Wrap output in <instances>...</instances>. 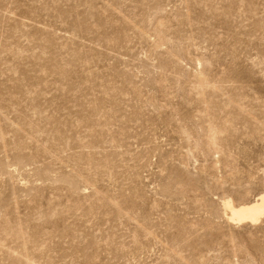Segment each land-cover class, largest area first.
Masks as SVG:
<instances>
[{
    "label": "rangeland",
    "instance_id": "374dc122",
    "mask_svg": "<svg viewBox=\"0 0 264 264\" xmlns=\"http://www.w3.org/2000/svg\"><path fill=\"white\" fill-rule=\"evenodd\" d=\"M264 0H0V264H264Z\"/></svg>",
    "mask_w": 264,
    "mask_h": 264
},
{
    "label": "bare ground",
    "instance_id": "6f19581e",
    "mask_svg": "<svg viewBox=\"0 0 264 264\" xmlns=\"http://www.w3.org/2000/svg\"><path fill=\"white\" fill-rule=\"evenodd\" d=\"M222 204L226 216L235 224H256L264 217V193L249 204L234 206L230 199L223 200Z\"/></svg>",
    "mask_w": 264,
    "mask_h": 264
}]
</instances>
